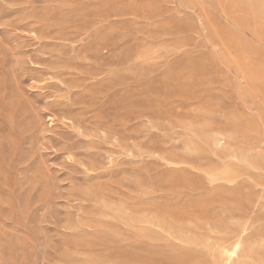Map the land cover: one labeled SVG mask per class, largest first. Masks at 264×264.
<instances>
[{
	"label": "rangeland",
	"instance_id": "374dc122",
	"mask_svg": "<svg viewBox=\"0 0 264 264\" xmlns=\"http://www.w3.org/2000/svg\"><path fill=\"white\" fill-rule=\"evenodd\" d=\"M0 264H264V0H0Z\"/></svg>",
	"mask_w": 264,
	"mask_h": 264
},
{
	"label": "bare ground",
	"instance_id": "6f19581e",
	"mask_svg": "<svg viewBox=\"0 0 264 264\" xmlns=\"http://www.w3.org/2000/svg\"><path fill=\"white\" fill-rule=\"evenodd\" d=\"M237 247H238V244L235 243L230 248H226L224 250V254L226 256V260H230V259L233 258V256L237 253Z\"/></svg>",
	"mask_w": 264,
	"mask_h": 264
}]
</instances>
